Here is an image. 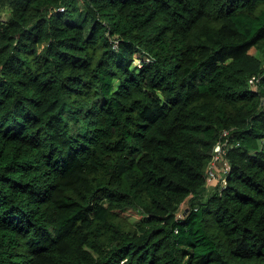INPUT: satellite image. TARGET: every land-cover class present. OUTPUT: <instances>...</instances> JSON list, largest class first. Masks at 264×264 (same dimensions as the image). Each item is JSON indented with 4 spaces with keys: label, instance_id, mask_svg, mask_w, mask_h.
<instances>
[{
    "label": "trees",
    "instance_id": "trees-1",
    "mask_svg": "<svg viewBox=\"0 0 264 264\" xmlns=\"http://www.w3.org/2000/svg\"><path fill=\"white\" fill-rule=\"evenodd\" d=\"M0 264H264V0H0Z\"/></svg>",
    "mask_w": 264,
    "mask_h": 264
},
{
    "label": "built area",
    "instance_id": "built-area-1",
    "mask_svg": "<svg viewBox=\"0 0 264 264\" xmlns=\"http://www.w3.org/2000/svg\"><path fill=\"white\" fill-rule=\"evenodd\" d=\"M258 79L253 76L250 78L249 83L254 84ZM228 135L227 131H223L221 136L219 137L217 143L213 146L212 158L211 162L207 169V182H212L216 179L215 172L219 170V165L223 166V171L227 170V163L224 159L225 150L228 143V139L226 138Z\"/></svg>",
    "mask_w": 264,
    "mask_h": 264
},
{
    "label": "rangeland",
    "instance_id": "rangeland-1",
    "mask_svg": "<svg viewBox=\"0 0 264 264\" xmlns=\"http://www.w3.org/2000/svg\"><path fill=\"white\" fill-rule=\"evenodd\" d=\"M130 219H131V220H136V221H137V220L139 219V217H137L136 215H134V214L131 213V215H130Z\"/></svg>",
    "mask_w": 264,
    "mask_h": 264
},
{
    "label": "clouds",
    "instance_id": "clouds-1",
    "mask_svg": "<svg viewBox=\"0 0 264 264\" xmlns=\"http://www.w3.org/2000/svg\"><path fill=\"white\" fill-rule=\"evenodd\" d=\"M221 167V163H220V165H219V168ZM219 171V170H218ZM217 172V171H216ZM216 174V173H215Z\"/></svg>",
    "mask_w": 264,
    "mask_h": 264
}]
</instances>
